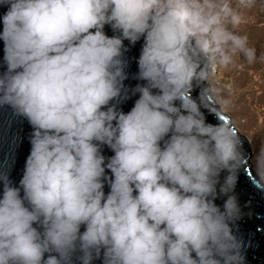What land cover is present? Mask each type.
Listing matches in <instances>:
<instances>
[{"label": "clouds", "instance_id": "clouds-1", "mask_svg": "<svg viewBox=\"0 0 264 264\" xmlns=\"http://www.w3.org/2000/svg\"><path fill=\"white\" fill-rule=\"evenodd\" d=\"M256 2L0 0V108L32 128L18 186L0 165V264H245L235 188L252 169L264 191V145L204 110L231 103L218 67L257 61L238 31ZM141 39L129 88L124 41Z\"/></svg>", "mask_w": 264, "mask_h": 264}, {"label": "water", "instance_id": "water-1", "mask_svg": "<svg viewBox=\"0 0 264 264\" xmlns=\"http://www.w3.org/2000/svg\"><path fill=\"white\" fill-rule=\"evenodd\" d=\"M6 10V7L0 6V17L3 16ZM0 30H2V22H0ZM104 31L110 37L118 35V33L113 32L109 25L105 26ZM124 44L129 49L125 53V58L128 61V67L126 68L128 79L124 83L127 87L133 88L137 83H143L135 79L138 72L137 60L143 39L135 45L129 44L127 40L124 41ZM3 55V41H0V73L6 70V66L3 63ZM198 92L199 90L197 89L192 95L196 96ZM137 98L138 94L131 96L130 99L119 105L120 109L125 113L130 111ZM209 102H212L211 99ZM204 115L207 121L212 124L217 123V117L228 116L225 113H213L208 110H204ZM31 132L32 128L26 119L13 116L10 108H0V165L6 164L9 166L10 178L16 186L19 185V181L22 178L25 161L30 153L29 137ZM239 134L244 149L252 155L250 142L244 135ZM102 152L106 158L114 154L107 146H103ZM253 178L252 169H246L239 173L235 195L242 209V216L237 221L238 231L235 229L234 231L245 242V264H264V191H259L253 187ZM221 180H223V175ZM108 190L106 184L105 192L107 193ZM0 194H2V185H0ZM223 200L224 197H220L216 203L222 205ZM94 264H101V261L96 260Z\"/></svg>", "mask_w": 264, "mask_h": 264}, {"label": "rangeland", "instance_id": "rangeland-1", "mask_svg": "<svg viewBox=\"0 0 264 264\" xmlns=\"http://www.w3.org/2000/svg\"><path fill=\"white\" fill-rule=\"evenodd\" d=\"M244 17L238 31L256 49L257 61L249 65L241 57L236 67H218L212 79L231 102L224 113L248 139L254 155L264 145V0H257Z\"/></svg>", "mask_w": 264, "mask_h": 264}]
</instances>
